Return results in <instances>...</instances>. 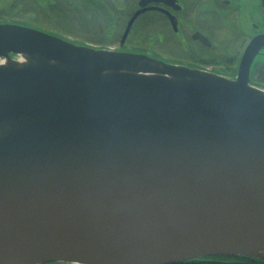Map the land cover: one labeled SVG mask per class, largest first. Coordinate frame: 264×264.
<instances>
[{
    "label": "water",
    "instance_id": "obj_1",
    "mask_svg": "<svg viewBox=\"0 0 264 264\" xmlns=\"http://www.w3.org/2000/svg\"><path fill=\"white\" fill-rule=\"evenodd\" d=\"M150 4L178 9L139 0L120 48L151 10L176 33ZM262 48L264 35L229 80L0 25V60L32 61L0 68V264L264 261V91L250 84ZM88 219L139 233L73 224Z\"/></svg>",
    "mask_w": 264,
    "mask_h": 264
},
{
    "label": "rangeland",
    "instance_id": "obj_2",
    "mask_svg": "<svg viewBox=\"0 0 264 264\" xmlns=\"http://www.w3.org/2000/svg\"><path fill=\"white\" fill-rule=\"evenodd\" d=\"M97 2L99 0H0V22L25 24L28 26L24 27L95 50L141 54L137 52L140 51L143 55L156 57L155 60L168 65L234 80V76L227 75V63L223 64L221 60L235 54V50L241 52L244 43L229 41L230 25L224 24L217 26V29L208 30L210 37L213 35L212 50L194 51L193 55L183 50L185 44H188L186 38L182 36V41V38L174 36L165 20L159 16L144 14V17L136 20L126 43L120 48V38L127 21L136 10L138 0H101L100 8ZM190 28L186 29L189 34L196 29L192 24ZM215 55H218V59ZM263 58L258 55L255 63H261ZM199 59L208 60L210 64L199 66ZM11 60L18 59L11 57Z\"/></svg>",
    "mask_w": 264,
    "mask_h": 264
},
{
    "label": "flooded vegetation",
    "instance_id": "obj_3",
    "mask_svg": "<svg viewBox=\"0 0 264 264\" xmlns=\"http://www.w3.org/2000/svg\"><path fill=\"white\" fill-rule=\"evenodd\" d=\"M174 1H175L174 7H177L178 8L177 10L174 9L173 7H168L161 4H150L146 8L161 9L175 17L176 33H173V31L172 33L178 39H181L182 36L186 38L188 44H185L186 47L183 48V50H187L188 54L190 53L193 54L194 51L203 52V51L212 50L213 35L210 37L208 30L217 29L219 28L217 26H221L224 24L230 25L231 32L228 34L229 41H233V42L242 41L244 43V48L241 52H239L240 50L239 51L235 50L234 51L235 54L230 55L224 61L221 60V62L223 64L227 63L229 69L227 75L236 77L239 63L241 61V58L243 56L246 47L255 37L264 35V0H174ZM137 4H136V10L138 9ZM145 14L151 16L152 15L159 16L161 19L165 20V22H167L168 25L170 26L167 17L163 13H160L155 10H151L146 12ZM0 23L28 26L25 24H18L15 22H0ZM190 24H192L193 28L196 29L192 30V32L189 34L187 33L186 29L190 28ZM180 25H182L183 27L182 26L180 27ZM222 29L224 33V28ZM227 30L229 32L228 28ZM195 34H199L204 39H206L207 42L205 41V43H203L202 41H200L198 37L194 38ZM182 41H184V38H182ZM260 55L264 57V48L260 50L259 56ZM216 56L218 55H215L214 57L218 59V57ZM206 64L207 65L210 64V61L208 60L204 61L202 59H199L197 61V65L199 66ZM255 65L260 67L261 70L264 71V60L261 59V63L258 62L255 63L251 69V73L255 71L254 70L256 67ZM246 260L255 263L264 262L263 260L252 259V258L244 259V261Z\"/></svg>",
    "mask_w": 264,
    "mask_h": 264
},
{
    "label": "bare ground",
    "instance_id": "obj_4",
    "mask_svg": "<svg viewBox=\"0 0 264 264\" xmlns=\"http://www.w3.org/2000/svg\"><path fill=\"white\" fill-rule=\"evenodd\" d=\"M31 60L27 58H20L18 62H11L4 60L0 62V68L15 67L19 68L31 64ZM7 129L0 128V138L6 132ZM75 225L87 226L96 230L102 231L107 234L117 236H135L139 233L137 228L126 221H119L114 219H88L83 221L74 222ZM140 229V228H139ZM5 264H30L27 262H7Z\"/></svg>",
    "mask_w": 264,
    "mask_h": 264
},
{
    "label": "trees",
    "instance_id": "obj_5",
    "mask_svg": "<svg viewBox=\"0 0 264 264\" xmlns=\"http://www.w3.org/2000/svg\"><path fill=\"white\" fill-rule=\"evenodd\" d=\"M101 5H102L101 0H99V8L101 7ZM141 17H144V15H142ZM152 20L154 21L153 18ZM137 52L144 54L143 52H140V51H137ZM151 58H156V57H151ZM254 70L255 71L252 72L250 76V84L254 87H257L260 89L262 88L264 90V71H262L261 68L258 66H256ZM244 259H247V258L246 257L208 258V259L194 260V261H189V262H181L177 264H264V262L255 263V262L248 261V260L244 261Z\"/></svg>",
    "mask_w": 264,
    "mask_h": 264
}]
</instances>
